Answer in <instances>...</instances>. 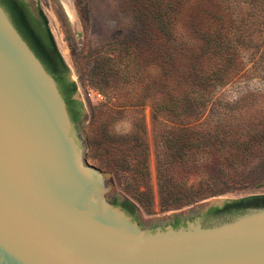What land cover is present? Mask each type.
Segmentation results:
<instances>
[{
  "label": "water",
  "instance_id": "water-1",
  "mask_svg": "<svg viewBox=\"0 0 264 264\" xmlns=\"http://www.w3.org/2000/svg\"><path fill=\"white\" fill-rule=\"evenodd\" d=\"M29 1L48 22L82 115L71 121L54 78L0 6V264H264V206L172 228L241 198L143 217L110 175L86 164L88 113L69 62L64 0Z\"/></svg>",
  "mask_w": 264,
  "mask_h": 264
},
{
  "label": "rangeland",
  "instance_id": "rangeland-1",
  "mask_svg": "<svg viewBox=\"0 0 264 264\" xmlns=\"http://www.w3.org/2000/svg\"><path fill=\"white\" fill-rule=\"evenodd\" d=\"M149 1L155 0H69L71 14L64 6L69 62L88 113L84 161L110 175L114 187L143 217L178 212L211 199L264 195V0H186L175 42L162 46L136 39L142 28L141 8ZM208 31L216 33L223 45L207 47L203 41L201 46L197 36ZM138 46L147 52L144 58L138 57ZM225 47L237 55L238 74L227 83H205L200 91L193 82L187 88L188 96L207 98L195 128L209 131L222 153L215 146L212 154L198 153L186 166H175L171 173L175 189L185 187L200 198L162 210L157 175L161 151L155 130L172 133L184 124L169 113L167 104L172 111L179 91L187 87L185 75L195 66L189 61L197 59L201 69H214L217 52ZM155 49L160 55L176 51L179 61L155 64ZM121 60L132 69L122 70L124 75L108 71V65ZM100 67L106 68L105 76L97 77ZM95 79H108L112 86L97 90ZM101 105L110 111L99 112ZM103 134L104 145L98 142ZM140 136L147 149V178L139 180L129 165L121 171L104 166L110 163L112 150L122 151L124 141ZM225 153L227 161L221 159Z\"/></svg>",
  "mask_w": 264,
  "mask_h": 264
},
{
  "label": "trees",
  "instance_id": "trees-1",
  "mask_svg": "<svg viewBox=\"0 0 264 264\" xmlns=\"http://www.w3.org/2000/svg\"><path fill=\"white\" fill-rule=\"evenodd\" d=\"M185 3L186 0L149 1L147 3L148 6L146 5L145 8L144 6L141 8L143 11H141V15L138 17V22L141 24L142 28L138 31L139 34L136 39L140 42L149 40L160 46L165 43L175 42V27ZM2 5L5 7L17 32L41 62L45 70L54 78L57 88L65 101L71 121L78 122L82 115V104L73 99L76 86L74 82L68 79V69L56 47L44 14L39 10V18L35 19L26 12L22 13L17 5H13L6 0H2ZM197 39L201 46L203 41H205L204 44L207 47L219 46L220 44L223 45L220 37L213 31L199 34ZM199 50L203 53L202 48ZM155 51L158 53V55L155 56V64L161 63L160 60L170 61L173 65L179 61L176 57V51L172 53L166 51L163 55H160L161 52L159 49H155ZM136 52L138 57L141 58H144L147 54L140 46H138ZM124 56L130 58V55H127V53H124ZM236 57L237 55H235L234 51L225 47L220 48L217 52L216 60L218 63L214 69H201L199 66L200 61H196L197 59L195 60L196 62L189 61L190 65L194 63L195 66L190 67L189 73L185 75L183 86L187 85V87H185V90L182 88L183 86L181 87L182 89L178 93L180 98H178L177 105L172 111L167 101L169 113L179 122H184V124L178 128V131L172 133H167L158 129L155 130L157 145L159 144V151H161V155L157 158V175L158 192L162 210L169 209L175 203L178 205H185L195 202L200 198L199 196L193 195V193L189 192L185 187H178L175 189L173 174H171L173 173L172 170L175 166H186L198 153L212 154L216 148L215 146H218L216 141L211 138L209 131H203V133H201L196 130L199 114L202 113L208 104L207 98L205 100L204 96H188L189 92L187 88H189L191 82L199 86V91L202 90L200 86L206 85L205 83H214L216 81L222 84L227 83L238 74L240 69L235 63ZM107 68L108 71L113 74L120 73L123 75L124 72H121L122 70L124 71L125 69V73H127L128 70L130 71L132 69L130 65L129 67L125 65L122 60L108 65ZM127 68L128 70H126ZM105 69L104 67H100L96 76H105ZM206 80H208V82ZM110 82L111 81L108 79H95L94 85L97 90L104 91L112 86ZM104 105L99 106L101 107L99 112L102 109H104V113L110 111V109L105 108L106 106ZM167 108L165 107L163 110H167ZM101 114L103 115V113ZM142 132L143 131H141V133ZM103 136L104 134L98 141L101 144L106 142ZM223 145L227 147L226 144L223 143ZM99 146L102 148L100 144ZM218 148L222 153L221 146H218ZM121 150L122 151H117V148L112 150L110 154V156H112L111 160H108L110 163L104 166L114 171H121L124 167L128 168L127 166L129 165L133 168L130 170L132 173L141 176L139 180L147 178V149L143 137L140 136L136 140L124 141ZM115 152L120 153L115 154ZM226 154L228 153H225V155L221 157L223 161H227L226 158L228 157ZM135 158L136 162H134L135 164L133 165L131 161H134ZM113 205H118L117 201H114ZM263 206L264 195H254L226 202L225 207H231L233 210H226L223 214L235 215L240 214L246 208ZM122 208L127 214L131 213V203L129 201H125ZM214 211L221 212V210L217 209Z\"/></svg>",
  "mask_w": 264,
  "mask_h": 264
},
{
  "label": "flooded vegetation",
  "instance_id": "flooded-vegetation-1",
  "mask_svg": "<svg viewBox=\"0 0 264 264\" xmlns=\"http://www.w3.org/2000/svg\"><path fill=\"white\" fill-rule=\"evenodd\" d=\"M9 3L13 5H17L18 9L20 11L28 13L33 18L37 19L39 18V8L37 6H32L29 0H6ZM0 6L3 7V9L6 11L5 7L2 5V0H0ZM69 79V78H68ZM114 200H112V203ZM226 203V202H225ZM225 203H223L221 206H212L208 208L202 215L196 214L194 217H187V218H181L179 220H173L168 226L172 228H177L179 226H184L188 222H193L195 219H199L201 221L206 219H212L219 217L225 212L226 210H233L231 207H225ZM221 210V212H215L214 210Z\"/></svg>",
  "mask_w": 264,
  "mask_h": 264
},
{
  "label": "bare ground",
  "instance_id": "bare-ground-1",
  "mask_svg": "<svg viewBox=\"0 0 264 264\" xmlns=\"http://www.w3.org/2000/svg\"><path fill=\"white\" fill-rule=\"evenodd\" d=\"M64 6L66 7L67 12L71 14V6L69 0H64Z\"/></svg>",
  "mask_w": 264,
  "mask_h": 264
},
{
  "label": "built area",
  "instance_id": "built-area-1",
  "mask_svg": "<svg viewBox=\"0 0 264 264\" xmlns=\"http://www.w3.org/2000/svg\"><path fill=\"white\" fill-rule=\"evenodd\" d=\"M97 96H98L99 98H101V95H100L99 93H97Z\"/></svg>",
  "mask_w": 264,
  "mask_h": 264
}]
</instances>
